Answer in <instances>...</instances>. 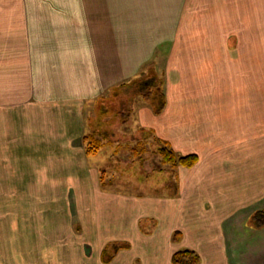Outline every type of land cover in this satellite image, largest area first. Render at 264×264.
I'll return each instance as SVG.
<instances>
[{"label": "crops", "instance_id": "1", "mask_svg": "<svg viewBox=\"0 0 264 264\" xmlns=\"http://www.w3.org/2000/svg\"><path fill=\"white\" fill-rule=\"evenodd\" d=\"M257 5L264 0H0L2 264L12 255L47 263L60 238L76 255L67 264H88L85 249L94 264H174L186 249L198 264H264V67L229 54V40L218 55L217 40L180 37L233 30ZM155 62L165 107L135 102L132 127L199 161L176 169L172 193H119L98 158L109 148L113 160L120 143L92 128L93 111ZM88 135L102 142L94 154ZM69 202L75 218L62 221L58 207Z\"/></svg>", "mask_w": 264, "mask_h": 264}, {"label": "rangeland", "instance_id": "2", "mask_svg": "<svg viewBox=\"0 0 264 264\" xmlns=\"http://www.w3.org/2000/svg\"><path fill=\"white\" fill-rule=\"evenodd\" d=\"M252 13L250 16H235L233 22V30H202V31H186L180 32V37L183 39L205 41H218V55L225 54L223 52L225 42L229 40L230 49L229 54L250 56V60L254 63L263 65L264 67V7L251 6ZM256 7V8H254ZM185 44V43H184ZM202 44V43H201ZM200 53L207 56L208 50L199 47ZM260 61V62H259ZM159 63V62H158ZM158 63H150L146 65L145 71L140 79L131 87L119 91L107 93L99 102L96 109L93 111L92 128L98 133H105L108 141H115L120 143L117 151V156L113 160H107L110 149L106 148L103 154L98 159L107 161L108 167L104 176V184L112 190L119 193L145 194L154 193H172L176 188V169L163 162L159 149L163 146L161 142L157 141L152 134L142 131L134 130L132 124V114L134 111V103L147 101L154 103L155 108L161 107L162 99L160 92L163 86V68H159ZM252 76V75H251ZM264 79V78H263ZM264 80L258 81V84L263 83ZM159 88L161 90L159 91ZM156 90L159 91V97L154 95ZM151 95V99H147L146 95ZM135 101V99H137ZM134 119V117H133ZM102 135V134H101ZM136 137L139 142L134 141ZM133 149V150H132ZM110 158V155H109ZM110 163V165H109ZM60 199L64 198L61 196ZM72 197V195H71ZM70 208V211H69ZM2 209L0 208V211ZM75 208L69 202L68 206H59V218L62 221L67 219L70 222L74 216ZM72 222V221H71ZM143 222L141 227H145ZM73 228L76 229V226ZM66 238L58 239V247L54 255L50 256L49 262L43 261V264H67L66 260L69 258H76V255L70 254L68 250V242ZM1 246V240H0ZM71 250V249H70ZM82 252L81 259L94 264V256ZM24 257V256H23ZM27 264H30L33 256L27 255ZM0 258L2 255L0 254ZM7 258V256L5 257ZM89 258V261H88ZM22 260V258H21ZM18 256H11V264H17ZM82 264V262H79ZM2 264V261L0 262ZM4 264H7L6 262Z\"/></svg>", "mask_w": 264, "mask_h": 264}, {"label": "trees", "instance_id": "3", "mask_svg": "<svg viewBox=\"0 0 264 264\" xmlns=\"http://www.w3.org/2000/svg\"><path fill=\"white\" fill-rule=\"evenodd\" d=\"M161 88H159V91ZM159 91L156 90L154 95H157L159 97ZM160 96L162 99V105L161 107H156L155 112L157 114L161 113L162 110L165 107L166 101H165V94L164 91L161 90ZM154 97V96H153ZM151 95H146L147 99L153 98ZM85 142H87V153L88 154H94L97 151L100 150L102 147V142L100 139L96 138L94 135H88L84 138ZM159 154L161 155L163 162L167 165H170L174 169L182 167L191 168L195 166L198 161L199 157L195 154L190 155H179L177 152H175L171 147H168L167 144H163V146L159 149ZM174 241L180 240V234L176 233L173 236ZM128 248L127 245H113L111 249H108L104 251L103 261L108 263L112 260L114 255L121 249ZM200 256L193 250H182L178 251L173 255L172 262L174 264H198L200 262Z\"/></svg>", "mask_w": 264, "mask_h": 264}]
</instances>
